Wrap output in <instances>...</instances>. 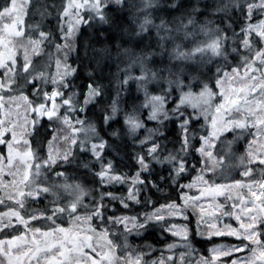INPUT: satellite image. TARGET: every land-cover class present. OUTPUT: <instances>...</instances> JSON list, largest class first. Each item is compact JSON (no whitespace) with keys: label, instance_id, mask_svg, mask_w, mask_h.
<instances>
[{"label":"snow or ice","instance_id":"6c2138e0","mask_svg":"<svg viewBox=\"0 0 264 264\" xmlns=\"http://www.w3.org/2000/svg\"><path fill=\"white\" fill-rule=\"evenodd\" d=\"M32 0H4L0 5V108H4L10 101L22 99L30 109L25 112V127L19 134L16 126L11 125L10 120H0V145H5L7 153L0 151V176L7 169L8 175L13 180L4 183L0 180V190L13 189L0 196V205L11 201L8 210L0 212V233L7 229H15L16 225H23L25 232L19 235H11L8 239H0V264H192L188 259L189 253H181L178 257L163 256L155 260H148V254L142 249H133L127 243L128 235H137L159 226L162 231L170 232L173 236H179L185 242L190 251V229L187 225L178 227L168 224L169 218L183 215L184 210L190 205L205 197L206 192H219L222 188L247 187L251 196L245 200L237 197L232 203V211H222L221 215L233 216L239 222V227L231 225L223 229L217 224L208 223L203 210L197 220L199 228L202 224H208L207 236L209 243L214 237H235L236 243L229 245H213L208 249L207 256H200L195 264H264V180L259 183V193L252 191L253 185H246L242 181H235L231 185L216 184L205 179L209 173L215 175L223 173L228 168V161L232 158L229 152H225L220 145L225 144L226 134L237 133L235 137L247 132L255 139L249 141L246 155L239 157L240 164L245 168L244 177H251L254 164L264 166V151H259L253 146L264 138V19L252 23L257 16H264V0H226L221 6H217L215 13L228 14L230 11H238L245 18L244 26L239 32L227 34L226 27H211L212 21L198 24L196 13L199 7H192L188 12H182L173 17L172 21L161 19L157 24L153 19V12L162 10L160 0H140V7L136 8L135 17H142L136 24L135 36L143 38L148 36V42L144 49L156 50L135 51L133 48H123L117 51V56L127 58L125 68L117 73L115 85L111 80L103 84L89 72L88 83L76 85L72 80L76 77L78 69L68 64V53L74 51L72 40L79 29L80 24L90 21H98L101 25H110L119 28L121 17L116 13L124 11L125 6L136 7L130 4V0H65L62 11L59 14L60 32L59 39L63 43H55L53 34L42 30L41 24L30 26L32 34L24 30L23 16H27ZM178 3L167 5L176 9ZM111 9V12L109 11ZM83 12H87L88 19H84ZM23 14V16L21 15ZM231 21L232 16L227 15ZM10 21V22H8ZM135 23V18H133ZM224 21L221 20V24ZM231 26V25H229ZM153 29L155 36L151 35ZM28 36V44L31 51L25 49L23 63L15 53L8 48L12 38H24ZM203 36L204 39H198ZM154 39V42H153ZM236 45L231 47V53L239 57L237 67L231 69V73L221 69L216 70L215 87L220 89L217 93L213 90L211 78L201 83L200 78L205 73L200 71V66L211 63L214 58L227 59L229 54V40ZM188 42L192 46L189 47ZM57 53L64 52L63 59H56L57 71L51 74L46 70L37 71L33 57H38L44 52L45 44L52 45ZM171 45V47H169ZM243 50V51H242ZM102 56L109 54L108 48L97 50ZM247 53V54H245ZM243 68V76H240ZM198 73V75H196ZM257 73L260 76H257ZM123 74V79L119 75ZM100 79H104L101 74ZM23 80V83H21ZM248 81L246 87L239 89H227V83ZM37 81L52 85L49 92ZM195 82V83H194ZM132 84H135V92L143 95V102L136 105L134 101L138 96H133ZM26 85L33 86V95L40 102L29 100L23 95ZM199 88V91H194ZM19 89V97L5 95L16 92ZM75 89V90H74ZM187 89V90H186ZM233 96L238 98L234 99ZM261 99L254 100L252 97ZM220 98L221 102H213ZM133 101L130 110H127L128 100ZM174 104V107L168 105ZM255 105V107L253 106ZM191 107L192 112L188 111ZM92 111L97 120H90L76 116V113ZM147 111V117L142 114ZM123 119V134L140 147V152L134 155L137 171L129 177L127 173L119 171L111 159H105L107 149L110 147L108 140L101 135L118 118ZM31 116V127L34 130L41 124V118L47 117L49 121H60L70 133L59 137L54 132L53 137L47 142V153L44 152L43 143L33 147L30 139L34 131H29L28 117ZM203 117L207 122L210 119V129L201 125L206 134L196 136L199 131L193 127ZM102 122V128L98 126ZM155 121L160 126L166 122L175 123L179 129V148L169 151L164 155L165 148L160 143L163 132L159 127L148 128L149 122ZM255 129V132L252 130ZM145 135L141 138L139 133ZM121 129L111 132L112 137H119ZM20 137L18 139L17 137ZM11 137V138H9ZM62 139L69 147L60 150L56 147L58 140ZM195 141V143H193ZM233 141H227L230 148ZM199 144L197 147L196 145ZM80 154H90L91 159L82 163L78 168H83L94 178L92 183H98L101 189L113 184L128 185L127 194L117 196L112 192L100 191L98 199L91 201V207L84 204V200L93 194L92 189L86 188L79 182L76 176L78 169L70 175L65 165H71ZM198 153L200 168L193 183L180 185V179L185 173L190 174L188 158L191 153ZM247 160V164H245ZM17 161L19 163H17ZM99 165V169H93ZM155 165L167 167L168 177H160L161 180L171 179L179 185L181 195L178 200H172L156 207L151 200L141 201L144 191L155 188L160 191L158 182L148 179L145 174L153 175ZM60 169V170H58ZM195 170L194 166L193 169ZM264 176V169L261 170ZM17 177L19 179L17 180ZM196 183L205 185L199 197H187L183 193L186 187L191 189ZM51 197L43 209L22 215L29 200L36 201ZM117 200L123 209L130 210L132 205H152V211L138 213L136 215H110L105 216L107 205L105 199ZM231 199V197H228ZM238 201V203H237ZM259 201V203H257ZM48 204L51 207H48ZM251 205V207H248ZM81 208L89 209L87 215L81 217ZM67 215L74 224H93L99 219L97 227H89L86 231L92 235H82L84 229H66L56 224L59 217ZM15 218V222L13 221ZM183 218L191 221L184 215ZM209 219L219 220V216L212 215ZM50 221L47 230L40 227H32L34 221ZM120 225L122 233L112 232L108 226ZM29 232L31 236L29 237ZM197 235L204 236L203 231H197ZM123 236L124 242L117 243ZM111 237H116L113 239ZM101 238L105 244L99 245L93 241ZM107 251H98L104 249ZM175 243L167 245L171 251L175 249ZM87 249V251H86ZM124 250L126 255H117ZM239 254V255H238Z\"/></svg>","mask_w":264,"mask_h":264},{"label":"trees","instance_id":"16d2710c","mask_svg":"<svg viewBox=\"0 0 264 264\" xmlns=\"http://www.w3.org/2000/svg\"><path fill=\"white\" fill-rule=\"evenodd\" d=\"M226 0H160V4L163 6L162 10H156L153 12V19L155 23H159L160 20L163 18L167 21H172L173 17L179 16L182 12H188L191 10L192 7L196 6L201 9L200 12L196 13L197 17V23H207L208 21H212L211 27L215 28L217 26L226 27L228 32L227 34L231 37L232 32H239L240 27L244 26L245 24V18L242 16L238 11H230L227 15L232 16V20H227V15L224 13H215L214 10L217 6L223 5ZM38 3L37 0H32V4L30 7V10L28 13L31 12V9L35 7V5ZM172 3H178V7L176 9L168 8L167 5ZM3 3H0L2 5ZM130 4L135 5L136 7H128L127 5L124 8V11L121 13H116V15L121 17V23L119 24V28H116L115 26L110 25H101L98 21H90L87 24H80L79 29L75 34V37L72 40L73 46L75 48L74 51H71L68 53V64L72 65L73 67L77 68V74L76 77L72 80L73 84L81 85V84H87L88 78L87 74L89 72L93 73V75L99 80V82L103 84H108L109 80L112 81L113 86L115 85V80L117 79V73L120 69L125 68L127 64V58L124 56H117V51L119 49L123 48H133L135 51H141L144 49V45L148 42V36L145 35L143 38H137L135 36L136 32V24L139 23V20L142 19V17H135V11L136 8L140 7V0H130ZM111 12V9L109 10ZM32 13V12H31ZM133 18H135V23L133 22ZM84 19H88L84 17ZM221 20L224 21L223 24H221ZM24 23V29L28 31V26H35L36 24H41L42 30L51 32L53 34V37L55 38V43H63L59 39L61 36L60 32V20L57 18L56 20H52L43 16H34L32 18H26ZM231 25V26H229ZM25 31V32H26ZM32 34V30H31ZM151 35L155 36V30L153 29ZM198 39H204L203 36H199ZM229 41L232 42V44L229 43V58L228 62L225 60L220 65L222 68H224V65L227 63L229 64V61L233 64L236 60H238V56L236 54L231 53V47H235L236 45L233 43V41L230 39ZM154 42V39H153ZM188 43V42H185ZM188 46L191 47L192 45L188 43ZM45 47V45H43ZM54 47V45H53ZM171 47V45H169ZM55 48V47H54ZM102 48H108L109 54L107 56H102L97 50ZM146 51L156 50L155 48L150 49H144ZM243 51V50H242ZM228 54V55H229ZM64 52L57 53L56 52V59H63ZM216 61V60H215ZM216 62H211L210 69L208 70L209 75L203 76L200 80L201 83L206 82L209 78H211V84L213 83V78L215 77L212 71L216 69H222L219 67L214 66ZM214 66V67H213ZM53 71H57V68L55 67ZM101 74H103L104 79H100ZM119 79H123V74L119 75ZM43 87H46V89H50L53 86L48 84L47 86L43 85ZM133 89V96H138L139 98L134 101L136 105H139L143 102V95L135 92V84L131 85ZM33 86L26 87L25 91L29 92ZM75 90V89H74ZM133 101L131 99L128 100L127 103V110H130L132 107ZM174 104L168 105V107H174ZM76 116H79L80 118H86L90 120H97V117L93 115V112L90 110L85 113H76ZM145 118L147 117V111L143 112L142 114ZM60 121H49V120H43L40 125L37 126V130H31L34 131V135L32 137H28L27 139H30L33 143V147H36L38 143H43L44 145V152L43 154L47 153V142L50 140L54 132H58V127ZM123 119L122 114L121 117L118 118V120L111 125V127L107 128L106 131H101V135L104 136L106 140H108L110 147L107 149L105 154V159H111L114 161L117 169L123 173H127L129 177H131L136 171H137V165L134 161V155L138 152H140V147L137 143H134L130 138H127L123 134ZM98 126H102V122L98 121ZM148 128H156L159 127L160 131L163 132V138L160 140V143L164 146L165 151L164 155H167L169 151H174L175 149L179 148V129L177 128L175 123L172 122H166L163 126H160L157 122L152 121L147 124ZM193 127H195L193 125ZM200 126L198 127V130L196 132V136L203 134L204 130H200ZM117 129H121V134L119 137H112L109 134ZM145 135L143 131L139 133V136L142 138ZM195 143V141H193ZM197 147L199 144L196 145ZM69 147V146H68ZM67 147V148H68ZM0 151H3L2 145H0ZM77 153L76 160L71 165H65L64 167L68 168L69 174H74V170L78 169V175L76 176V179L84 183L86 188L92 189L93 194L89 195L85 198L84 204L89 205V209L91 207V201L93 199H98L100 195V191L104 192H112L113 194L117 196H123L127 194V188L128 185H119V184H113L109 186H104L101 189V186L98 183H92L93 177L87 172V170L83 168H78V166L82 163L88 162L91 159L90 154L83 155L79 153L78 149H74ZM199 160V154L198 153H191L188 158V164L190 174L185 173L184 176L180 179V185H186L189 181H192L198 174L199 168L201 167L198 163ZM193 166L195 170L193 169ZM155 172L153 175L145 174L148 176L149 180H152L153 182H158L160 191H157L155 188H151L149 186V189L144 191L141 195L140 199L141 201L145 200H151L153 203L156 204V207H159L162 204H165L167 202H170L172 200H178L179 196L181 195L180 187L179 185L172 182L171 179L161 180L160 177H168V170L167 167L161 166V165H155ZM99 169V165H96V167L93 169V171H96ZM60 170V169H58ZM183 193L185 194V188L183 189ZM51 197H47L46 199L42 200H36L32 201L29 200L26 204L25 210L22 212V215H25L27 218V215L30 213L35 212L37 209H43L47 203L48 200H50ZM104 203L107 205V211H105L104 215L110 216V215H136L138 213H144V212H150L152 211V205L148 204L146 206L141 205H135L133 204L130 210L123 209L120 205L119 201L113 200L109 201L108 198L105 199ZM11 204V201H6L5 204L0 205V212H4L8 210V205ZM48 207L50 208L51 205L48 204ZM89 209L81 208L79 215L81 217H84L87 215V212ZM184 214L189 217V220L191 223L189 224L188 220H184L182 222V219L179 218L178 215L170 217L168 224L173 225L176 224L178 221H181V223H185V225L188 226L190 229V239L189 243L191 244L192 249H195V251H190L188 247L185 246V242L179 237V236H173L170 232H164L159 226L153 227L149 229L146 232H143L140 235H137L136 233H132L128 235L127 237V243L133 248V249H142L145 253L148 254L147 259L148 260H155L163 256L167 257L169 255L178 257L181 253H189L188 259L192 262V264H195L196 260L200 256H207L208 255V249L215 245L216 242H218V238L214 237L212 242L209 243L207 239L205 238L206 235L200 236L197 235V231H201L198 229L196 224V216L193 213L191 209L184 210ZM13 221L15 222V218H13ZM50 221L40 220V221H34L31 222L32 227H40L42 230H47V226L50 225ZM56 224L60 227H64L66 229H84L85 231L82 232V235H92L91 232H87L86 230L91 227H96L97 232L100 231V228L97 227V225L100 224L99 219H96L95 222L91 225L87 223H78L74 224L72 220L67 216L64 215L62 217H59L56 221ZM111 228L112 232L122 233L123 228L120 225L116 226H108ZM26 229L23 225H16L15 229L9 228L5 232L0 233V239H8L11 235H19L23 232H25ZM31 236V233L29 232V237ZM113 239H116V237H111ZM94 243L103 245L105 244V241L101 238H96ZM123 236H120V238L117 240V243H123ZM175 243L177 247L175 249H172L169 251L167 249V245ZM105 251H107L106 247L104 248ZM87 251V249H86ZM127 253L122 249L117 252V255H126Z\"/></svg>","mask_w":264,"mask_h":264},{"label":"rangeland","instance_id":"374dc122","mask_svg":"<svg viewBox=\"0 0 264 264\" xmlns=\"http://www.w3.org/2000/svg\"><path fill=\"white\" fill-rule=\"evenodd\" d=\"M37 1H38V3L35 5V7L31 9L32 13L31 12L28 13L27 16H23V14L21 13V15L23 16V22H25L26 18H32L35 15L36 16L39 15V16H43V17H46V18H49L52 20H56L57 18H59V14L62 11V5L65 2V0H37ZM0 3H4V0H0ZM82 15L84 17L88 18L89 14L87 12H83ZM260 19H264V16H257V18L254 19L252 21V23L255 24ZM8 22H10V21H8ZM31 25L28 26V31H26L24 29L26 31V33H28L29 35H31V30H32V28L30 27ZM0 26H2V25H0ZM54 42H55V38H54ZM229 43L232 44L231 41H229ZM53 45H54V43L52 45L45 44V47L42 46L44 48V52L38 57H33V60L37 66V71L46 70V71L50 72L51 74L56 73V71L55 72L53 71V73L51 71L56 67V64H55L56 50L53 47ZM260 46L264 47V45H260ZM8 48H10L12 50V52L17 55L20 63L22 64L23 58L25 55V49H28L29 52L31 51V46L28 44V36H25L22 39L21 38H12L11 43L8 44ZM3 50L4 49L0 48V51H3ZM245 54H247V53H245ZM229 56H230V54L227 55V59H226L227 62H228ZM213 61L216 62L214 64L215 68L218 67V65L220 68H222L220 64L225 61V58L218 57V58H214ZM239 62L240 61L238 58V60H236L235 63H233V64L229 61V64H231V65H227V63H226L224 65V68L221 69V75L223 74L224 71L231 73V69L234 67H237V64ZM210 65H211V63L202 64L200 66V71L204 72L205 75H209L210 73L208 74V72H209L208 70L210 69ZM216 70L212 71V73L215 76V77H212L213 78L212 85H213V90L216 91L217 93H219L220 89L215 87ZM0 71H2V70H0ZM196 75H198V73H196ZM240 76L241 77L243 76V68H241ZM257 76L259 77L260 74L257 73ZM202 78H204V77H201L200 80ZM21 83H23V80H21ZM36 84L40 85L41 87H43V85H45V86L48 85V84H45L43 81H37ZM247 84H248V81H246V80L242 81V82L237 81V82L227 83L224 85V87L229 89V90L233 89V88L239 89L241 87H246ZM26 87H30V86L26 85ZM43 88L49 92L52 90V88H50V89H46V87H43ZM33 91H34V88H32L29 92H26L25 87H24L23 95L28 96L29 100H32V101L39 103L40 101L37 100V98L32 94ZM194 91L198 92L199 88H195ZM20 94L21 93L18 89L16 92L8 93L7 95H5V100L6 101L9 100V96L19 97ZM232 98L236 99L238 97L233 96ZM252 98L254 100L261 99V97H259V96H254ZM220 102H221L220 98H216L214 100L213 109H212L213 113H214L215 104H219ZM253 106L255 107V105H253ZM26 109L30 112V109H28L27 104L22 99L10 101L9 104L6 105L4 108H0V120H6L7 119V120H10L11 125H13V126L18 125L16 127V131L19 134L20 132H22L24 130V127H25ZM188 111L192 112L191 107L188 108ZM31 120H32V117L29 116L28 117V125H27L29 131L32 130ZM43 120H48V119H47V117H43V118H41V122ZM59 125H60V128L58 127V132H57L59 137H63V136L68 135L70 133V129H68L61 122H59ZM201 125H204L205 127H208L210 129V119L206 122L204 120V118L201 117L199 123L194 124V126H195L194 128L198 130V127L199 126L201 127ZM37 126H36V128H37ZM36 128L34 130H37ZM200 130H203V129L200 128ZM252 131L255 132V129H253ZM203 134H206V132L203 131ZM237 135H238L237 133L226 134V142L227 141H233L230 148H228L226 146V142H225V144L220 145V148L223 149L225 152H229L231 157H232L228 161V168L222 174L219 172H217L215 175L209 173L205 176V179H208L210 181H214L216 184H221V185H231V184H234L235 181L239 180V181H242L246 185H253L252 191L257 192V194H258L259 193V183L258 182H260L261 180H264V176H262V174H261V170L264 169V166H261L259 164L252 165L251 166L253 168L252 176L250 178L244 177L242 175V172L245 171V168L240 164V160H239V157H241L242 155H246V150L249 148V141H252L253 139H255V137L253 135H249L247 132H244L243 134L239 135L238 139H236L235 137ZM9 138H11V137H9ZM17 138L20 139L19 135ZM24 138L27 139L28 137H24ZM68 146L69 145L65 144L62 139H59L58 143L56 145V147L59 148L61 151L64 150L65 148H67ZM253 147L259 151H264V138H260L259 143L255 144ZM2 148H3V152L6 154L7 153L6 146L2 145ZM17 163H19V162L17 161ZM245 164H247V160H245ZM190 172H192V171H190ZM18 179H19V177H17V180ZM0 180H2L4 183H8V182L13 180V177L11 175H8L7 169H5L3 176H0ZM193 182H194V179L192 181H189L187 184L193 183ZM205 188H206L205 185L196 183L195 186L191 189H188L185 187V195L187 197H199L201 195V191H203ZM11 191H13L11 186L9 188L0 190V196H3L7 192H11ZM219 192L223 193V194H217L216 192H206L205 197L200 199L195 206L190 205L185 210L191 209L193 211V213L196 216V224H197V220L200 218L201 210H203V214L205 215V219H208V223L217 224L218 227H220L221 229H223L224 226H226V225H231L232 227H239V222L236 221L233 216L221 215V212L222 211L231 212L232 211V203L234 200H237V197H243V199H245V200L249 199L251 196L249 189L247 187H245L243 189H240V188H222V189H219ZM228 197H231V199H228ZM237 203H238V201H237ZM257 203H259V201H257ZM248 207H251V205H248ZM184 215H185L184 213H183V215H178L179 218L182 219V222L185 220L183 218ZM212 215L219 216V220L209 219V217ZM175 225H177L178 227H183L185 225V223H181V221H178ZM207 228H208V224H202L199 226L198 229L203 231L205 233V235L207 236ZM216 238H218L219 241L216 242L215 245H220V244L229 245V244L236 243L235 237L224 236V237H216ZM98 251H105V249H99L98 248ZM0 259H3V258L0 257ZM5 264H7L6 261H5ZM88 264H91V262L88 261Z\"/></svg>","mask_w":264,"mask_h":264}]
</instances>
